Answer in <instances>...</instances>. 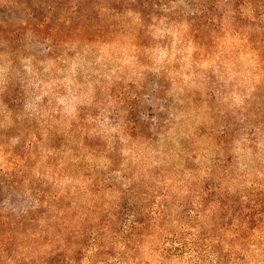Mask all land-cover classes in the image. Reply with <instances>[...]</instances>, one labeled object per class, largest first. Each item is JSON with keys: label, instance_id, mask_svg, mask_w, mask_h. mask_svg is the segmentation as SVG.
<instances>
[{"label": "rangeland", "instance_id": "rangeland-1", "mask_svg": "<svg viewBox=\"0 0 264 264\" xmlns=\"http://www.w3.org/2000/svg\"><path fill=\"white\" fill-rule=\"evenodd\" d=\"M0 264H264V0H0Z\"/></svg>", "mask_w": 264, "mask_h": 264}]
</instances>
